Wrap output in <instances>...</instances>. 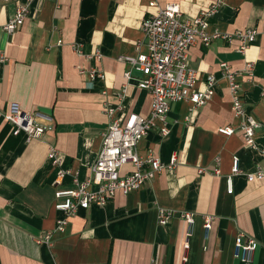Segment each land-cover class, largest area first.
<instances>
[{
    "label": "crops",
    "instance_id": "crops-1",
    "mask_svg": "<svg viewBox=\"0 0 264 264\" xmlns=\"http://www.w3.org/2000/svg\"><path fill=\"white\" fill-rule=\"evenodd\" d=\"M151 3L178 5L188 18L214 6V0H36L29 17L9 34L4 27L16 5L0 0V264H264V177L248 180L264 169V0H223L209 16L210 31L256 29V41L245 54L238 51L239 40L194 45L189 64L199 75L195 91H204L213 75V98L196 108L188 101L172 104L169 135L160 133L158 121L139 144L141 157L151 155L165 165L176 154L177 167L163 169L128 195L118 191L105 206L79 209L65 232L57 229L64 213L54 208L56 193L76 188L75 176H92L108 124L105 104L121 107L125 116L151 114L152 97L137 86L141 74L133 70L128 81L130 67L122 60L144 43L143 20L157 11ZM247 62L254 65L252 76L244 73ZM223 63L239 73L240 116ZM92 71L104 77L93 79ZM12 103L38 112L53 129L31 141L13 135L3 117ZM249 118L258 124L257 148L244 141ZM225 127L234 134H221ZM51 148L60 165L49 159ZM236 157L240 172L231 193L226 179ZM61 170L69 171L62 180ZM131 170L127 165L122 173ZM161 209L171 214L165 225L159 222ZM186 213L195 217L192 226ZM206 216L213 219L208 236ZM238 233L259 243L250 263L234 257Z\"/></svg>",
    "mask_w": 264,
    "mask_h": 264
},
{
    "label": "built area",
    "instance_id": "built-area-1",
    "mask_svg": "<svg viewBox=\"0 0 264 264\" xmlns=\"http://www.w3.org/2000/svg\"><path fill=\"white\" fill-rule=\"evenodd\" d=\"M1 1L16 5L14 16L4 27L7 33L13 34L29 17L31 5L36 0ZM222 3L223 0H214L213 8L191 18L184 17L178 5L158 7L156 3L150 4L152 7H157V11L143 20L144 43L137 44L138 52L134 56L125 57L122 60L130 67L125 73L128 81L133 78V70L141 74V77L137 78V86L151 95L153 102L151 114L148 117L137 113L125 116L121 107L105 104L104 112L108 117V124L103 134L102 147L92 165V176L83 181L75 176L73 181L76 188L56 193L57 200L54 208L64 213V217L57 223V229L60 232H65L69 217L77 213L79 209H88L92 205L105 206L118 191L128 195L144 187L163 169L172 171L177 167L176 154L172 156L170 163L165 165L160 159L151 155L141 157L138 146L158 121L162 123L160 133L163 136L169 135L171 131L166 124V117L172 104L188 101L193 108H196L205 105L213 98L216 84V78L213 75L207 76L204 91H195L199 75L190 67V49L198 43L209 46L216 39H223L229 43L239 40L241 46L238 51L245 54L258 36L256 29L246 32L237 31L232 34L210 31L208 18ZM96 56L100 58L99 54ZM222 69L229 80L233 110L240 116L244 113V107L239 73L233 71L227 63L222 64ZM244 73L249 76L254 74L252 62H247ZM96 76L104 77L102 73L92 71L91 77L94 79ZM262 94L264 95V88ZM3 117L12 126L13 135L24 134L27 141L40 139L47 131L53 129L52 126L41 122L38 112L25 111L17 103H12L10 111L4 113ZM257 126V122L249 118L242 127L244 141L251 148H257L255 142ZM219 132L225 136H231L235 129L225 127ZM261 151L264 160V148ZM49 159L55 165L61 163L60 155L55 148H51ZM127 165H131L133 170L123 174L122 168ZM239 172V159L236 157L233 160L232 175L226 179L228 191L231 193L234 189L233 176ZM68 173L69 171L61 170L58 178L62 180ZM262 177H264V169L258 168L255 173L248 175V180L253 182ZM60 199L64 201L59 202ZM170 215L169 212L161 209L159 222L163 225L167 224ZM182 216L191 226L195 223L193 214L186 213ZM212 220L210 216L204 218L207 236L212 229ZM46 240L51 241L52 235H48ZM258 247L259 243L254 238L238 233L234 257L243 263H250ZM186 248H189V243Z\"/></svg>",
    "mask_w": 264,
    "mask_h": 264
},
{
    "label": "water",
    "instance_id": "water-1",
    "mask_svg": "<svg viewBox=\"0 0 264 264\" xmlns=\"http://www.w3.org/2000/svg\"><path fill=\"white\" fill-rule=\"evenodd\" d=\"M38 111L41 112V113H44V114H48V115L52 114V111L49 108L39 107Z\"/></svg>",
    "mask_w": 264,
    "mask_h": 264
}]
</instances>
